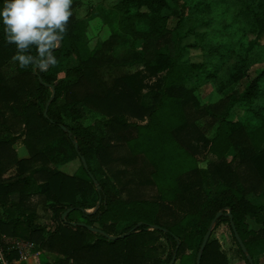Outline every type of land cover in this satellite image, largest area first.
<instances>
[{
    "label": "trees",
    "instance_id": "1",
    "mask_svg": "<svg viewBox=\"0 0 264 264\" xmlns=\"http://www.w3.org/2000/svg\"><path fill=\"white\" fill-rule=\"evenodd\" d=\"M239 1L253 15L250 32L260 37L264 11L256 13L250 3ZM120 3L119 25L134 39L145 41L139 62L144 69L135 73L120 71L121 64L99 52H85L83 57L81 28L73 14L61 45L50 50L57 63L46 69L38 64L21 68L12 58L37 57L36 45L20 49L8 43L0 22L2 244L14 247V240L20 239L39 252L59 254L45 264H170L174 257L180 264H197L209 229L231 227L232 219L248 255L264 254V203L251 201L264 197V121L253 123L264 74L252 80L242 97H227L213 109L196 110L193 98L176 97L174 87L190 84L192 74L202 81L213 72L205 71L206 65H192L189 71V66L178 64L180 47L167 33V13L180 20L183 13L173 10L170 0ZM127 5L149 14L126 17ZM259 7L264 10V4ZM136 18H145L146 24H135ZM163 59L166 68L159 72L153 63ZM246 72L237 66L231 81H242ZM148 90L157 91L149 108L143 105ZM237 105L252 116L249 125L225 119ZM206 117L211 121L200 126ZM90 118L97 119L85 125ZM215 127V137L208 139ZM176 143L193 156L194 164L172 184L159 168L164 163L161 154L174 150ZM20 147L28 159L19 158ZM234 148L241 152L229 161ZM201 157L207 162L203 167ZM77 159L81 168L74 176L50 167ZM137 166L145 167L134 171ZM94 193L95 204L88 201ZM250 222L259 229L250 228ZM164 243L171 248L166 260ZM187 250H195L194 259ZM9 258L16 261L18 255L14 252ZM201 264L229 263L210 238Z\"/></svg>",
    "mask_w": 264,
    "mask_h": 264
},
{
    "label": "rangeland",
    "instance_id": "2",
    "mask_svg": "<svg viewBox=\"0 0 264 264\" xmlns=\"http://www.w3.org/2000/svg\"><path fill=\"white\" fill-rule=\"evenodd\" d=\"M120 1L72 0L71 11L81 28L80 39L83 49L80 50V53L83 57L85 52H99L100 55L110 56L115 62L121 64L120 71L135 73L144 69L143 63L140 66L139 62L144 56L145 41L134 39L131 33H126L128 30L124 31L123 27L119 25ZM243 1L250 3L256 13H263L264 10L259 6L264 4V0ZM170 4L173 10L183 13L181 20L171 14V11L167 13L170 15L167 22V33L172 35L173 41L180 47L178 64L184 67L189 66L188 70L192 65H206L204 70H212L213 72L210 79L202 81L195 74L190 75V84L174 87L175 96L182 97V99L192 97L196 103V110L213 109L218 105L220 106L227 97H231L233 100L242 97L252 80L264 74V34L258 37L250 32L254 25L253 15L247 12L245 5L239 0H170ZM124 13L126 17L149 14L145 8H132L129 5L124 8ZM179 20L182 22L178 27ZM137 22L144 26L146 19L140 21L139 18H136L134 23L137 24ZM113 35L117 36V39H113ZM105 43H108L107 47L103 46ZM218 47L222 49L215 54L214 51ZM133 61H137V63L134 65L132 64ZM153 64L157 65L159 72H163L166 68L165 59ZM237 66L245 67L247 76L242 81L233 83L230 77ZM180 89L182 93H180ZM261 92L256 107L258 114L253 122L255 125L264 121V110H262L264 108V79ZM156 94L157 91H146L143 96V105L147 108L151 107ZM251 117L246 108L237 105L230 110L225 119L231 123L244 121L249 125ZM96 119L90 118L85 125H93ZM210 121L211 117H206L200 120L199 125L203 126ZM215 135L216 127L207 138L212 140ZM174 147V150L161 154L164 156V163L159 168L160 174L168 177L172 184L182 175L187 166L194 164L193 156L187 153L183 147L178 143L174 144ZM25 150L21 147L18 148L19 157L22 160L29 158V154ZM238 151L241 152V149H232L227 155V159L230 161ZM199 159L202 163L201 166H205L207 162L202 157ZM145 164L148 168L147 171L151 174V165L146 161ZM50 167L55 171L74 176L80 172L81 161L77 159L66 165L51 164ZM143 167L145 166H137L134 171ZM126 168L129 171L133 170L130 165ZM15 174L14 172L10 176ZM88 201L95 204L97 201L96 193L88 197ZM251 201L255 205H260L264 203V197L258 199L253 197ZM94 211L95 209L88 213ZM215 227L216 225L212 226L211 240L219 244L220 251L226 256L229 264H248V256L253 259L254 264H264L263 253L252 252V256L248 255L247 252L241 253V247L234 238L229 224ZM250 228L255 229V224L251 223ZM118 229L119 232H122L124 226L120 224ZM196 243L199 245V240ZM164 245L168 250L164 256L166 260L168 253H171V248L165 243ZM37 250L36 254H39L40 252ZM187 253L191 254L194 259L195 250H187ZM44 254L43 262L46 261L45 263L60 258L57 253ZM173 264H180V262L175 261Z\"/></svg>",
    "mask_w": 264,
    "mask_h": 264
},
{
    "label": "clouds",
    "instance_id": "3",
    "mask_svg": "<svg viewBox=\"0 0 264 264\" xmlns=\"http://www.w3.org/2000/svg\"><path fill=\"white\" fill-rule=\"evenodd\" d=\"M72 0H3L0 22L4 25L6 41L20 49L36 45L37 57L15 55L12 59L21 68L38 64L41 69L57 63L51 49L59 46L66 32ZM59 29V32L56 31Z\"/></svg>",
    "mask_w": 264,
    "mask_h": 264
},
{
    "label": "built area",
    "instance_id": "4",
    "mask_svg": "<svg viewBox=\"0 0 264 264\" xmlns=\"http://www.w3.org/2000/svg\"><path fill=\"white\" fill-rule=\"evenodd\" d=\"M4 237H0V264H18L21 261H32L36 246L32 243L17 239L14 240V247H5L2 244ZM16 253L18 260L12 261L9 254Z\"/></svg>",
    "mask_w": 264,
    "mask_h": 264
},
{
    "label": "water",
    "instance_id": "5",
    "mask_svg": "<svg viewBox=\"0 0 264 264\" xmlns=\"http://www.w3.org/2000/svg\"><path fill=\"white\" fill-rule=\"evenodd\" d=\"M60 45H61V43L59 42V46H60ZM48 106H49V105H48ZM47 114H48V108H47V111H46V113H45V116H46V117H47ZM64 130H66V128H64ZM82 161H83V164H84L85 168L87 169V164H86L85 160H82ZM231 227H232V231H233V233H234V235H235L236 241H237L238 244L240 245L242 251H243L244 253H246V252H247V249H246V247H245V244L243 243V241H242V239H241V237H240V235H239V233H238V231H237V228H236V226H235V224H234V221H233L232 219H231ZM89 229H90V230H94L93 228H89ZM94 231H95L96 233H99V232H100L99 230H94ZM211 235H212V227L209 229V231H208V233H207V235H206V237H205V239H204V241H203V244H202V247H201V251H200V253H199V255H198L197 264H201L202 257H203V252H204L205 249H206V246H207V244H208V242H209V240H210V238H211ZM126 236H128V235L122 236L121 238H125ZM175 261H176V258L174 257L173 260H172V262H171V264H173ZM248 261H249V264H254L253 259H252L251 257H249V256H248Z\"/></svg>",
    "mask_w": 264,
    "mask_h": 264
},
{
    "label": "crops",
    "instance_id": "6",
    "mask_svg": "<svg viewBox=\"0 0 264 264\" xmlns=\"http://www.w3.org/2000/svg\"><path fill=\"white\" fill-rule=\"evenodd\" d=\"M21 149H24L25 150V148H21ZM20 150V149H19ZM26 151V150H25ZM18 155L20 156V154H19V152H18ZM20 158V157H19ZM251 223H254V222H250V224ZM255 224V223H254ZM255 226H256V230L257 229H259V227L255 224ZM37 250V249H36ZM36 250H35V253H34V258H33V260L32 261H21V262H19L18 264H36V263H41V262H43V260H44V258H45V252L44 253H42V252H40L39 254H36ZM38 251V250H37ZM39 252V251H38ZM44 257V258H43ZM46 261H44L43 263H45ZM42 263V264H43Z\"/></svg>",
    "mask_w": 264,
    "mask_h": 264
}]
</instances>
